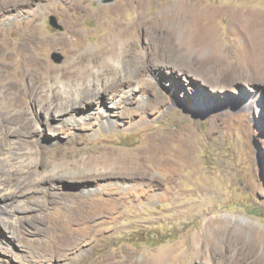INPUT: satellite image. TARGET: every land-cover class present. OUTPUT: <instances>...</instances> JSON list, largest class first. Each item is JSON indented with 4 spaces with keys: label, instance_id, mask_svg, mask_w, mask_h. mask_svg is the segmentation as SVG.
Returning <instances> with one entry per match:
<instances>
[{
    "label": "rangeland",
    "instance_id": "obj_1",
    "mask_svg": "<svg viewBox=\"0 0 264 264\" xmlns=\"http://www.w3.org/2000/svg\"><path fill=\"white\" fill-rule=\"evenodd\" d=\"M115 4L124 1L0 0V106L10 97L6 83L11 80L21 91L27 118L37 124L32 137L24 139L47 147L41 166L19 187L48 178L57 169L56 182L46 180L37 188L48 193L27 188L18 204L27 211L15 213L13 229L4 233L0 227L1 237H18L0 247V264H122L126 253L133 255L132 264H264V81L238 64L241 55L249 57L245 31L253 12L263 17L264 40V0H155L141 9L133 4L123 13H112ZM166 9L177 10L181 17L179 32L187 44L183 51L154 23ZM141 13L151 18L150 27L131 28L118 43H129L123 59L108 64L113 77L123 80L120 93L113 97L114 91L97 92L80 108L95 119L75 126L61 123L60 117L50 119L45 112L37 116L24 89L43 84L48 94L49 84L61 86L51 83L52 77L65 83L75 71L61 44L36 47L37 40H60L68 33L67 24L74 22L85 52L92 54L109 34L112 20L129 24ZM50 18L62 29L52 27ZM197 31L212 33L213 48L195 51L188 46L189 35ZM53 53L62 56L61 63L52 60ZM31 56L45 71L33 66ZM141 83L150 86L141 88ZM127 88L133 90L126 93ZM109 101L118 106L110 108L112 115L105 119L100 108ZM11 109L8 115L0 110V132L18 129L16 123L2 126L6 116L21 111ZM50 125L57 128L54 136ZM157 133L172 138L164 154L145 163L151 183L111 174L90 178L96 171L85 162L103 159L99 146L136 150L148 144L146 136ZM29 151L22 148L18 153ZM182 153L188 161L178 168L165 164L176 166ZM26 228V235H20ZM39 254L45 263L39 262Z\"/></svg>",
    "mask_w": 264,
    "mask_h": 264
},
{
    "label": "bare ground",
    "instance_id": "obj_2",
    "mask_svg": "<svg viewBox=\"0 0 264 264\" xmlns=\"http://www.w3.org/2000/svg\"><path fill=\"white\" fill-rule=\"evenodd\" d=\"M123 1H124L123 5L115 4L112 6V9H111L113 10L112 13H123L122 12L123 8L127 9V7H130V5H133V4H135L137 8L141 9V8L146 7L147 5H151L155 3V0H123ZM192 8L195 10L197 9L196 5ZM111 10H110V13H111ZM161 14L158 20L154 22L156 26L159 29L164 28L170 33V36L173 39L172 41L173 46L175 48L180 49V50H182L183 48H186L187 44H185L184 41H181L184 37H182V35L180 34L182 23L180 22L181 17L177 16L178 11L177 10L172 11V9H168V10L166 9V11H162ZM252 15H253V20H251L250 23L247 25V28L245 31L246 33L245 36L249 39V42H250L249 57L248 56L244 57V55H241V57L239 56L240 58L238 57L239 58L238 64L241 66L242 69L244 68L247 71L249 70V72L253 74L256 80L264 81V40H263V35L261 34V31H260V28L263 22V19H262L263 17L258 12L256 13L253 12ZM119 19L120 20L114 19L111 21V23L108 25L110 28L109 34L107 33V35L102 37L99 43V47L96 50H94L92 54L86 53L87 51L85 52V48L82 42V34L80 30L76 27L77 25H75L74 22L67 24V27L69 29L68 33L64 38H61L60 40L45 38L44 36H43L44 38L37 40L36 47H42V46L54 47V46H58L61 44L62 47L68 53L67 62L70 64V68L75 69V71L70 72V78L65 83H62V81H60V78L58 76L52 77V78L50 77L51 81L50 80L48 81H50L53 84H61V86L58 85L57 87H55V85L53 86L52 84H49L51 86H50V92L48 94L45 93L44 90L42 89L41 85L43 84H41L40 86L32 87V88H27V89L23 88L26 92L25 94L29 96L31 103H33V105L35 106V107L33 106V111L36 110L37 116L40 115V113L45 112L46 114H48L50 119H56V117H60L61 123L78 126L81 122H84L85 120L95 119V117L90 111L83 112V109L82 111L80 110L82 105H84V103L90 100L94 96V94H96L97 92L114 91L113 94L111 95L115 97L117 94L120 93L118 88H120L119 86L121 85L123 80L121 78L115 79L113 77L114 71L111 70L108 64L109 63L118 64V62H120L123 59L125 55L124 53L126 52V48L128 47L129 43L126 42L123 45L118 44V43L123 41V38L129 34L128 33L129 30L131 28H133L134 30L136 29L142 30L144 28L150 27L151 18H148L143 13H141L138 16V18H136L132 23H129V24L123 23L121 21L122 19L121 18ZM98 20L101 22L100 15L98 17ZM189 37H190L189 39L190 42L188 46L192 47L195 51L202 50L203 46L205 47L206 45H210L208 47L213 48L212 33L204 34L201 31H197L196 33H192L191 35H189ZM184 39H186V37ZM118 45H121L123 47L118 48ZM211 58L215 60L219 57L211 56ZM133 60L134 61L137 60V57L135 54H133ZM31 61H32L33 66L36 69L45 71V69L43 68L44 65L38 62L36 58L32 57ZM147 67L150 68L148 64H147ZM104 76L105 77L111 76L112 78L110 81L109 80L106 81L104 80L105 79ZM129 79L130 80L128 81L130 82L132 77L129 76ZM148 85L149 84L141 83V88H145L144 86H148ZM6 90H7V93L10 94L8 95V97L9 96L10 97L6 98L4 103L2 102L3 105L0 106L1 112L8 115L10 113L8 112V110L11 108H18L21 111L17 115H14L13 118L6 116L5 121L2 122L3 127L16 123L18 126V129H15V131H12V132L8 131L7 133L0 132V202H2V204H0V225H1L0 227H1V230L4 231V233L11 231L13 229V223H14L13 216L15 215V213H17L18 211H27L23 208L22 205L18 206V204L19 205L21 204L20 199L25 194V192L28 190L27 188L28 187L35 188V190H32V193H37V192L48 193V191H42L41 189H37V188H39L42 184L47 183L48 181L46 180H49V182L51 181L56 182V179H57V173L55 172L57 171L56 169L55 171L54 170L50 171L48 178L43 177V178H39L38 180L34 182L29 181L27 182V184H24L23 188L19 187L20 184L26 181L27 178L31 174L34 173V167L36 165L41 164L42 162L41 154L43 153L44 150L47 149V147L44 146V144L43 146L37 145L36 147V144L33 140L24 139V137L26 138L30 137L31 134L35 132L32 130V128L33 126L37 124H35L34 120H29L27 118V112H26L27 108H25L19 101L21 91L19 90V88L13 86V82L11 80L7 81ZM131 90L133 89L127 88L126 93L131 92ZM5 96L7 95H4L3 97ZM57 99L60 100L58 103H57ZM121 99L123 102V100H125V97L123 96ZM114 106H118V103L113 102V101L105 102L103 106L100 108L101 110L100 117L105 118V119L106 117L109 118V116L112 115L111 113H109V111ZM35 108H38V109H35ZM76 110L77 111L79 110V112L77 113ZM48 130H49L50 135H53V136L57 132V128L52 125L49 126ZM11 136L19 138V142L16 144H11L8 139V137H11ZM146 137L148 140V144L146 143L147 145L145 147L136 149V150L122 151L120 148H112L109 146L105 148L103 146L101 147L99 146V148L103 149L102 150L103 152L101 154L103 159L97 158L98 160L96 159L97 161H94V163H90L88 161L85 162L86 167L88 168L91 167L90 168L91 170L92 168H94L96 171V173H94L90 178H96V177H101V176H106V175L111 174L113 176H123V178L127 177V179L141 177L143 179L148 180L151 183L153 178L151 177L150 172L146 169L145 163L149 160L155 162L157 157L164 154L171 142L172 137L170 133H168V135L164 133H157L155 135H149ZM22 148L29 149L31 151L26 152L23 155L22 154L20 155L18 152ZM178 155H180V157L178 158V164H176V166H174L171 162H168L165 160H163L162 164L165 161L166 162L165 164L167 166L169 165L168 167L178 168L179 167L178 165L180 162L185 163L188 161V157L186 154L182 153ZM24 156H27L28 158L23 159ZM20 157H22V159H20ZM76 165H78V163L74 162L73 166H76ZM48 166H46V168ZM44 168L45 166L42 169ZM61 168H58V169H61ZM75 173H78V172H75ZM56 194L58 193H55L54 195ZM71 195L75 198V200L78 199V196H77L78 194H71ZM7 201H10V202L6 203ZM77 202H78V204L76 203L78 205L77 211H79L80 210L79 206H80L81 201L78 200ZM13 203H16L17 205H15L14 207H10ZM77 214L79 215L78 212ZM20 220L21 222L24 221V219L22 218L17 219V221H20ZM20 231L21 232H19V234L21 233L23 236V235H26V233L28 232V229L26 228L25 231L20 229ZM261 239L264 240V238H261ZM16 240H18V237L16 238L13 235L10 237L7 235L6 238H4V236L2 237L0 236V247L2 245L11 244ZM40 244H41L40 246L43 249H45L44 247L46 246H44V244L41 242ZM7 248H8L7 250L6 248H3V249H5L6 252L9 254L8 251H10L11 248L8 246ZM43 258L45 259L44 255L39 254V259H40L39 262L41 263L44 262ZM52 261H54V259L50 260V262ZM132 263H133V255L126 253V257L124 258V261L122 262V264H132ZM156 264H159V262Z\"/></svg>",
    "mask_w": 264,
    "mask_h": 264
},
{
    "label": "water",
    "instance_id": "obj_3",
    "mask_svg": "<svg viewBox=\"0 0 264 264\" xmlns=\"http://www.w3.org/2000/svg\"><path fill=\"white\" fill-rule=\"evenodd\" d=\"M49 23H50V25H51L52 27H54V28H56V29H60V30L62 29L60 26L57 25L56 20H55L54 18H50ZM51 58H52V60H53L55 63H61V61H62V56L59 55V54H57V53H53V54L51 55Z\"/></svg>",
    "mask_w": 264,
    "mask_h": 264
},
{
    "label": "trees",
    "instance_id": "obj_4",
    "mask_svg": "<svg viewBox=\"0 0 264 264\" xmlns=\"http://www.w3.org/2000/svg\"><path fill=\"white\" fill-rule=\"evenodd\" d=\"M251 214H255V211H254V210H252V211H251Z\"/></svg>",
    "mask_w": 264,
    "mask_h": 264
}]
</instances>
